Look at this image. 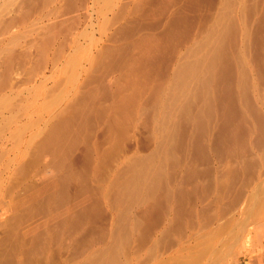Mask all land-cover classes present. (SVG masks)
<instances>
[{"label":"rangeland","instance_id":"374dc122","mask_svg":"<svg viewBox=\"0 0 264 264\" xmlns=\"http://www.w3.org/2000/svg\"><path fill=\"white\" fill-rule=\"evenodd\" d=\"M7 262L264 264V0H0Z\"/></svg>","mask_w":264,"mask_h":264},{"label":"bare ground","instance_id":"6f19581e","mask_svg":"<svg viewBox=\"0 0 264 264\" xmlns=\"http://www.w3.org/2000/svg\"><path fill=\"white\" fill-rule=\"evenodd\" d=\"M84 62V61H83ZM196 72V71H195ZM200 72V71H199ZM184 78V77H183ZM186 83V82H185ZM62 84V83H61ZM87 93V92H85ZM134 95V94H133ZM38 96V95H37ZM49 97V96H48ZM191 97V96H190ZM19 99V98H18ZM29 100V99H28ZM49 100V99H48ZM200 100V99H199ZM13 102V101H12ZM147 105V104H146ZM191 105V104H190ZM155 106V105H154ZM21 108V107H20ZM57 110V109H56ZM80 110V109H79ZM125 111V110H124ZM147 111V110H146ZM153 112V111H152ZM179 112V111H178ZM193 112V111H192ZM31 115V114H30ZM67 118V117H66ZM127 119V118H126ZM185 121V120H184ZM66 122V121H65ZM89 124V123H88ZM118 124V123H117ZM179 124V123H178ZM189 131V130H188ZM71 133V132H70ZM73 137V136H72ZM178 137V136H177ZM77 139V138H76ZM198 139V138H197ZM196 141V140H195ZM56 144V143H55ZM221 145V144H220ZM46 147V146H45ZM54 148V147H53ZM176 151V150H175ZM42 154V153H41ZM44 154V153H43ZM171 159V158H170ZM13 162V161H12ZM178 163V162H177ZM21 168V167H20ZM70 168V167H69ZM62 170V169H61ZM138 170V169H137ZM46 172V171H45ZM123 174V173H122ZM68 175V174H67ZM136 176V175H135ZM158 178V177H157ZM56 179V178H55ZM61 179V178H60ZM64 179V178H63ZM50 181V180H49ZM22 183V182H21ZM49 183V182H48ZM60 183V182H59ZM213 183V182H212ZM68 185V184H67ZM34 186V185H33ZM51 186V185H50ZM70 186V185H69ZM131 187V186H130ZM52 188V187H51ZM61 188V187H60ZM136 188V187H135ZM126 189V188H125ZM50 190V189H49ZM67 190V189H66ZM101 191V190H100ZM53 192V191H52ZM163 192V191H162ZM178 194V193H177ZM46 196V195H45ZM52 196V195H51ZM34 198V197H33ZM20 199V198H19ZM167 200V199H166ZM16 201V200H14ZM66 203V202H65ZM70 205V204H69ZM47 206V205H46ZM58 206V205H57ZM194 206V205H193ZM62 207V206H61ZM182 209V208H181ZM20 210V209H19ZM156 211V210H155ZM263 211V210H262ZM66 215V214H65ZM161 215V214H160ZM18 217V216H17ZM261 220V219H260ZM161 222V221H160ZM168 222V221H167ZM65 223V222H64ZM122 224V223H121ZM162 226V225H161ZM16 227V226H15ZM21 228V227H20ZM14 229V228H13ZM52 229V228H51ZM12 230V228H11ZM41 233V232H40ZM27 235V234H26ZM20 236V235H19ZM33 236V234H31ZM13 238V237H12ZM45 240V239H44ZM7 241V240H6ZM44 246V245H43ZM46 246V245H45ZM12 247V246H11ZM57 252V251H56ZM112 252V251H111ZM97 253V252H96ZM103 253V252H102ZM9 257V256H8ZM43 257V256H42ZM104 257V256H103ZM39 258V257H38ZM5 260V259H4ZM7 261V260H6ZM100 261V260H99ZM94 262V261H93ZM10 263V262H9ZM8 264V262H7ZM12 264V263H11ZM91 264V263H90ZM98 264V263H97Z\"/></svg>","mask_w":264,"mask_h":264}]
</instances>
